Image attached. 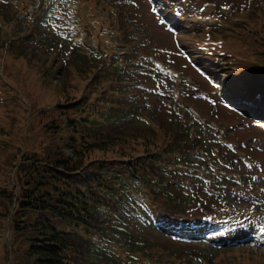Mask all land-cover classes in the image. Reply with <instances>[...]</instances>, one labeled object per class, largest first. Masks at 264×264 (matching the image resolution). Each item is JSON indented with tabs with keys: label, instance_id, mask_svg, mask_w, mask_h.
Here are the masks:
<instances>
[{
	"label": "trees",
	"instance_id": "trees-1",
	"mask_svg": "<svg viewBox=\"0 0 264 264\" xmlns=\"http://www.w3.org/2000/svg\"><path fill=\"white\" fill-rule=\"evenodd\" d=\"M30 1L21 0V6L15 7L21 8ZM86 1L93 5L98 19L87 36L95 38V29L104 28L106 24L124 35L121 44L128 49L125 58L129 61L124 69H113V64L102 60V53H89L79 45H70L47 14L33 16L23 25L11 22L12 15L17 17L15 8L10 0H0V17L7 23L6 27L0 26V32L9 33L11 28L19 26L11 31L15 34L33 27L26 38L7 37L10 46L22 50L24 43L29 42L38 47L57 48L64 56V64L70 65L72 59H76L74 63L86 64L85 68L78 67V72L87 80L80 91H74L78 96L62 104L64 122L45 124L48 141L39 142L16 163L18 180L16 186L5 189L8 192L4 197L5 211L0 213L10 222L15 240L4 241L5 260L2 262L0 256V264L220 262L234 249L223 246L217 253H211L199 244L176 237L166 225L203 226L230 211L235 213V206L223 197L224 189L229 188L232 181L249 184L247 188L251 191L254 183L258 190L264 189L261 177L264 161L255 159L254 166H245L238 152L218 139L208 124L198 120L184 106L175 107L176 100L170 93H158L157 98L149 101L154 91L140 87V82L149 76L140 73L136 66L142 59V50L156 51L172 65H176L177 50L174 46L158 47V34L150 26L145 25L142 32L129 25L137 15L133 10L136 0L134 5L127 0ZM205 2L231 25L211 26L208 53L213 62L223 67L234 66L235 54L254 51L251 65L258 67L264 61V51L260 49L264 47V29L245 31L240 28L245 22L232 20V16L255 7V0ZM131 33L139 35L131 36ZM205 33L203 25L184 32L196 45L204 41ZM170 35L172 38L173 34ZM225 38L236 39L237 53L228 52L218 44ZM185 59L188 64L193 62L187 55ZM204 84L210 88L207 81ZM252 87L248 86L251 92L236 87V92L257 98L260 90ZM183 90L184 99L194 101L203 111H206L204 103L226 107L218 96L203 99L191 94L187 86ZM142 114L150 120L138 122L136 119ZM128 115L131 118H126ZM57 126L59 129L55 128ZM3 130L7 128L0 126V135ZM68 147L71 154L65 151ZM245 148L251 146L245 145ZM97 150L107 152L106 156L89 157ZM190 166L208 171L211 181L191 173ZM133 191L148 198L158 214L159 223H150L152 232L140 226L139 229L131 227L130 218L138 223L128 209L137 203Z\"/></svg>",
	"mask_w": 264,
	"mask_h": 264
},
{
	"label": "rangeland",
	"instance_id": "rangeland-1",
	"mask_svg": "<svg viewBox=\"0 0 264 264\" xmlns=\"http://www.w3.org/2000/svg\"><path fill=\"white\" fill-rule=\"evenodd\" d=\"M116 1L120 2V0ZM236 1L241 2L242 0ZM260 1L261 0H255V7H252L250 10H246L243 13L234 15L236 18L233 19V22H245L241 25L242 27H240L245 31L252 32L254 30H263L264 0H262L263 2L261 1V5ZM127 2L128 4H135V0H127ZM204 2L205 0H199V4H203ZM180 3L184 4L186 1H180ZM30 6L34 8L33 16H38L43 15L48 7L54 10H60L62 8V0H31ZM75 7L78 8L83 15H86V17L94 16L93 5L89 1L75 0ZM133 10L137 12V15L129 25L142 32L145 25L150 26V29L158 34L156 39V45L158 47L174 46L175 50H177L174 54L176 65H172L168 62L165 63L178 71L180 76L183 75L184 79L181 83L184 81L187 83L191 81V79L192 81H195L196 77L201 78V76L188 64L185 59V53H189L194 60H198L200 63H206L209 66L216 67L215 70L208 72L211 74V77L219 79V87L215 88L216 93L233 101V106L238 107V109L245 108V110H243L245 115L249 114L250 116L247 115L248 118H245V116L243 117L235 110L221 107L220 105L211 106L209 103H204V109L207 111H205V113L192 100H185V104L188 107L196 109L203 116L213 118L215 123H217L222 129L226 130H222L221 133L227 132L228 134L226 137L235 141V145L240 146L247 156H251L254 160L261 159L260 161L263 162L264 127L262 124H256L255 119L253 121L251 120V117L264 119V104L261 103H264V98H261L260 101L256 103L251 101L252 104H250L245 99L234 101V97L229 95L228 92L232 91L229 88L232 86H245V89L249 92L252 90H250L248 86L252 84L256 87L261 86L263 88L264 61H261L258 67L252 66L251 62H254L252 57L255 56L256 52L250 51L249 53L243 54L242 51L237 53L234 48L238 46L235 45L236 39L234 38H225L223 39L224 42H218V44L221 43L228 52H235L238 54L237 56L235 54L233 57V61L236 62L234 66L226 65L223 67L220 65H214V62L209 61L210 58L206 56L195 58L201 55L196 52H201L202 50L196 47V44L191 42V36L184 34L186 30L183 29H187V26L183 23L180 16L176 15V13L172 15V10L170 13L166 12L165 18L167 19V22L169 20L167 26L172 27L170 25V21L172 20L173 23L171 24L174 25L178 31L177 36L171 38L170 32L158 25L155 19L156 11L151 7V0H138V3H136ZM240 16L243 19H241ZM14 18L15 16L12 15L11 22L15 21ZM66 18L67 16L63 15L62 19L56 20L61 23V27H65V33L74 31V28H71L69 21L67 25L64 24L63 19L66 20ZM199 19L200 18L193 17L192 19L185 20V22L191 21L199 23ZM20 20L24 22V18H21ZM95 20L96 19L94 18L92 19V21ZM107 25L105 27H107ZM94 34L95 39L85 36V40H90L91 45L100 51H95V53H102V60L113 64V69H124V65L129 63L125 58L128 49L123 48V45L121 44L124 35L114 27L112 29H105L103 27L96 28ZM138 35L139 34L131 33V36ZM10 36L11 33L4 31L0 32V97H2V100L0 99V126H5L7 128V131L3 130L0 135V140H2L0 142V213L5 211L4 197L8 194L5 189L16 186L18 180L16 163H18L20 157L22 156L23 158V156L27 155V153L39 142H43L45 139L48 141L49 134L46 132L47 126L45 124H62L64 122L61 111L62 104L69 102L73 97L78 96L79 94L75 93V95L74 91H80L87 83V80L84 79L85 75L80 74V71L78 72V67L85 68V63H74L76 62V59H72L71 64L66 65L63 61L64 56H62V52L57 48L50 49L47 47H38L35 43L25 42L22 50L21 48L12 47L6 42L7 37L10 38ZM75 37L79 39L77 35ZM180 46L186 48L185 52L180 50ZM81 48L89 51V48L84 44L81 45ZM33 49H37V51H33ZM260 49L264 51V47ZM162 54L167 57L165 49H162ZM141 55L142 59L136 64L138 68L150 67L151 62L149 59L151 58L153 60V58L157 56V53L156 51L148 52L142 50ZM84 70L85 69H81V71ZM154 72L157 74L156 69ZM179 79L180 78H177L178 81L175 82L176 85H179L172 89V95L174 91L180 93ZM225 80H228L227 87H224V84L222 83ZM156 85L157 89H166V84L160 79L156 82ZM200 93L202 94L201 91ZM158 96V93L151 94L148 99L149 101H153ZM4 101H6L5 105L3 104ZM203 101L205 102L206 100ZM249 108L252 109V113L248 112ZM127 118H131V115H128ZM136 120L145 121L146 115L142 114L137 117ZM217 124L213 123L215 130H219ZM55 128L59 129V126ZM244 143L250 145L251 148H245ZM65 151L68 154L72 153L69 147L66 148ZM105 153L107 152L97 150L92 153V155H89V157H95L101 154L106 156ZM246 155L244 156L247 157ZM13 168L15 169L14 172ZM194 170L195 169L193 168L191 171L193 172ZM263 173L264 169L261 177H263ZM248 185L249 184H245L242 188L245 189ZM252 188L256 194V191H258L257 183L252 184ZM225 197L237 205L238 199L241 196L238 195L236 190H230L225 194ZM241 206L246 210L249 208L247 204L241 203ZM135 212L141 213L142 210L140 207H135ZM155 218L156 217L153 216L151 217L154 222ZM130 220L132 221L131 227L134 229H139L140 226L143 227L142 230L152 232L138 219V223L133 217L130 218ZM237 227L236 231L238 230V232H229L230 237L234 238L232 244H235L234 246L236 247L233 248L234 250L231 253H228L224 259L215 264H264V238L257 240L255 239L256 237H254L256 243L248 242L246 240H248L249 237H252L250 231L245 227ZM218 235V237H215V233L211 232L208 239L206 238L200 241L202 247H205L211 253H217L220 245L219 241L217 242L215 240L220 238L226 239L224 234L221 235V231ZM5 240L13 241L15 240V236L12 234L10 222L4 216L0 215V256L2 262L5 260L3 257L5 253Z\"/></svg>",
	"mask_w": 264,
	"mask_h": 264
},
{
	"label": "snow or ice",
	"instance_id": "snow-or-ice-1",
	"mask_svg": "<svg viewBox=\"0 0 264 264\" xmlns=\"http://www.w3.org/2000/svg\"><path fill=\"white\" fill-rule=\"evenodd\" d=\"M262 232H264V226H261V229H260Z\"/></svg>",
	"mask_w": 264,
	"mask_h": 264
}]
</instances>
